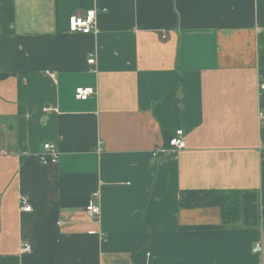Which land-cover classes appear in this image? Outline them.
Wrapping results in <instances>:
<instances>
[{
	"label": "crops",
	"instance_id": "0c3cea01",
	"mask_svg": "<svg viewBox=\"0 0 264 264\" xmlns=\"http://www.w3.org/2000/svg\"><path fill=\"white\" fill-rule=\"evenodd\" d=\"M261 82L264 0H0V264H264ZM207 190L240 221L180 208Z\"/></svg>",
	"mask_w": 264,
	"mask_h": 264
},
{
	"label": "built area",
	"instance_id": "2783aa9c",
	"mask_svg": "<svg viewBox=\"0 0 264 264\" xmlns=\"http://www.w3.org/2000/svg\"><path fill=\"white\" fill-rule=\"evenodd\" d=\"M97 27V12L95 10H89L86 15H73L68 18V30L71 33H80L83 35H91L96 33ZM87 63L93 65L95 63V58L91 55ZM260 91L264 92V82H261L259 85ZM96 94L95 90L90 87H80L75 90V98L80 101H85L88 98ZM259 119L261 124L264 126V112L259 114ZM185 148L184 135L182 130H177L168 141L156 148L151 152V158L155 159L161 156L168 154L171 151H180ZM38 158L42 163L48 161L55 162L58 158V154L55 150V147L51 143H44L42 145V152L38 154ZM19 207L21 211L30 212L31 206L28 203L26 197H20ZM100 209L98 206H95L93 203L89 204L85 208V213L88 217L98 216ZM263 250L259 242L255 243L252 251L253 253H261ZM23 252H29V246L25 245L22 249Z\"/></svg>",
	"mask_w": 264,
	"mask_h": 264
},
{
	"label": "trees",
	"instance_id": "16d2710c",
	"mask_svg": "<svg viewBox=\"0 0 264 264\" xmlns=\"http://www.w3.org/2000/svg\"><path fill=\"white\" fill-rule=\"evenodd\" d=\"M179 206L186 209L218 207L222 218V224L217 226L218 228L234 226L241 219L240 198L237 192L184 191L180 193Z\"/></svg>",
	"mask_w": 264,
	"mask_h": 264
}]
</instances>
